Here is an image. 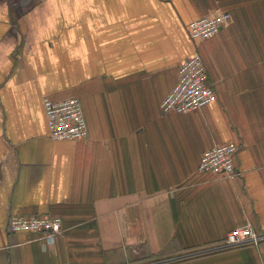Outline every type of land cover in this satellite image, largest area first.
I'll list each match as a JSON object with an SVG mask.
<instances>
[{
	"label": "crops",
	"instance_id": "crops-1",
	"mask_svg": "<svg viewBox=\"0 0 264 264\" xmlns=\"http://www.w3.org/2000/svg\"><path fill=\"white\" fill-rule=\"evenodd\" d=\"M231 21L194 43L189 23ZM199 53L217 101L162 114ZM81 101L89 137L50 138L45 102ZM238 146L231 180L199 171ZM0 264H264V0H0ZM56 216L54 244L10 217Z\"/></svg>",
	"mask_w": 264,
	"mask_h": 264
},
{
	"label": "built area",
	"instance_id": "built-area-1",
	"mask_svg": "<svg viewBox=\"0 0 264 264\" xmlns=\"http://www.w3.org/2000/svg\"><path fill=\"white\" fill-rule=\"evenodd\" d=\"M231 21L229 12H216L189 23L187 32L194 43L208 41L218 35ZM218 99L215 87L210 81L203 57L196 53L185 59L179 66L178 81L173 90L161 103L162 114H187L214 104ZM45 114L50 138L54 141H85L89 137L88 126L81 101L70 98L58 102L46 101ZM238 146L234 143L218 145L203 154L199 171L218 179H234ZM1 184V177H0ZM63 221L56 216L10 217L7 231L11 234L36 233L52 245L63 231ZM264 234L251 226L238 227L226 239L228 247L245 244L259 245Z\"/></svg>",
	"mask_w": 264,
	"mask_h": 264
}]
</instances>
